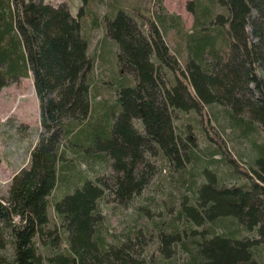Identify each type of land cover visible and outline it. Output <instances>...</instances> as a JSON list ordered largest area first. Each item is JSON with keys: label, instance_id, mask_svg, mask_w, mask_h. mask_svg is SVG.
Listing matches in <instances>:
<instances>
[{"label": "trees", "instance_id": "obj_1", "mask_svg": "<svg viewBox=\"0 0 264 264\" xmlns=\"http://www.w3.org/2000/svg\"><path fill=\"white\" fill-rule=\"evenodd\" d=\"M82 1L0 0V89L31 75L40 120L0 196V264H264V0H187L188 28L163 0H109L90 18L109 82ZM163 170L167 198L144 197ZM108 199L130 209L117 234Z\"/></svg>", "mask_w": 264, "mask_h": 264}, {"label": "rangeland", "instance_id": "obj_2", "mask_svg": "<svg viewBox=\"0 0 264 264\" xmlns=\"http://www.w3.org/2000/svg\"><path fill=\"white\" fill-rule=\"evenodd\" d=\"M44 2L50 1L54 6L65 3L70 9L71 14L75 15L78 8L82 4V0H43ZM109 0H86L84 2V7L89 9L90 12L86 13L82 19L83 32L87 38H89V54L95 56V68L94 76L99 82H109L112 77L116 75L118 70H113L110 73L112 62L114 60L109 57V59L102 58V48L104 39L103 28L93 29L91 26V19L97 17V20L103 15L106 9L107 2ZM115 4L120 5L123 9H129L130 7H135L139 5L141 0H111ZM187 0H163L165 8L169 12H175L180 14L184 26L188 28L192 23V16L185 9V3ZM166 44L171 51L173 47V42L171 37L166 38ZM116 67V66H115ZM97 84L99 85V83ZM97 85V86H98ZM108 88L101 89L100 99L108 98L109 92ZM206 109V108H205ZM187 117L191 118V122L195 124V118L197 113L194 111H187ZM40 131V120H39V103L34 92L33 80L31 75L27 78H23L19 83L13 82L7 86L0 89V196L6 197L9 190L11 179L14 174L23 166L27 165V160L29 157V152L34 145L38 133ZM225 138V137H224ZM236 143V144H234ZM228 150H230L233 157L236 155V151L242 153L245 152L246 144L242 139H235V142L228 141L226 144ZM237 158V157H235ZM238 160V159H237ZM239 162V161H238ZM240 163V162H239ZM246 163V159L243 158L242 166ZM104 174V173H103ZM100 173L99 175H103ZM112 178V176H111ZM110 184L113 183L111 179ZM169 182L167 174L164 170L155 176L149 186L143 193L146 197L148 194L152 195L154 199L166 197L164 195L165 190L169 188ZM51 198V197H50ZM149 198V197H148ZM167 198V197H166ZM50 201V200H49ZM147 202L152 208L156 204L154 200L148 199ZM103 211L106 216V223L108 229L111 232L117 234L116 232L120 229V225L124 222L126 224L130 219V209L122 208L119 205H113V202L108 199L106 203L102 204ZM48 225L49 229L56 226V220L53 217L52 209L48 208ZM256 237H260L258 234ZM48 239V237L46 238ZM38 242L39 239L35 238ZM60 247L64 248L63 242L60 243ZM264 254V248L262 249ZM10 254V250L6 251V255Z\"/></svg>", "mask_w": 264, "mask_h": 264}]
</instances>
